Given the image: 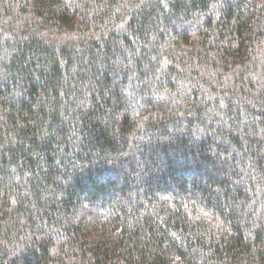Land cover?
Returning <instances> with one entry per match:
<instances>
[{
  "label": "trees",
  "instance_id": "obj_1",
  "mask_svg": "<svg viewBox=\"0 0 264 264\" xmlns=\"http://www.w3.org/2000/svg\"><path fill=\"white\" fill-rule=\"evenodd\" d=\"M0 264H264V0H0Z\"/></svg>",
  "mask_w": 264,
  "mask_h": 264
}]
</instances>
